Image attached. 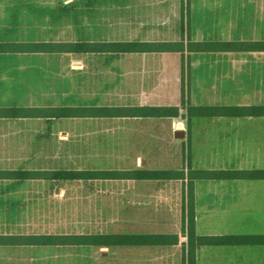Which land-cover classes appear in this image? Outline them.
Here are the masks:
<instances>
[{
    "label": "crops",
    "instance_id": "obj_1",
    "mask_svg": "<svg viewBox=\"0 0 264 264\" xmlns=\"http://www.w3.org/2000/svg\"><path fill=\"white\" fill-rule=\"evenodd\" d=\"M252 2L0 0V108H18L24 113L23 117L0 118V237H176L174 243L123 246L8 244L3 240L0 264H191L183 232L189 204H194L198 236L232 235L199 231V225L213 217L208 207L212 203L223 211L234 204L264 205V179L190 176L194 171H264V116L206 118L188 113L190 107L264 106V52L69 53L67 48L76 42L264 40V2ZM75 12L123 14L117 19L125 35L93 37L87 31L94 29L95 22L89 26L92 18H87L81 21L84 28L69 39L68 14ZM107 20V25L113 22ZM119 107H176L178 115L115 117L86 111L68 116V109L73 108ZM70 141L80 142L77 150L84 157L90 155L89 167L69 169ZM118 156L124 157L125 167L92 164L97 158ZM69 170L130 175L76 181L54 176ZM10 172L27 173L29 178H10ZM154 172L171 175L154 178L149 175ZM99 183L106 190L95 191ZM76 185L86 191L83 203L123 205L124 230L62 231L69 186ZM38 213L46 215V221H55L51 223L54 230L36 232ZM170 221L177 224L170 228ZM244 235L248 234L235 236ZM248 247L264 249V245L197 246L192 264H264L244 261L243 251ZM68 248H122L124 257L122 261H69ZM232 253H240V260Z\"/></svg>",
    "mask_w": 264,
    "mask_h": 264
},
{
    "label": "trees",
    "instance_id": "obj_2",
    "mask_svg": "<svg viewBox=\"0 0 264 264\" xmlns=\"http://www.w3.org/2000/svg\"><path fill=\"white\" fill-rule=\"evenodd\" d=\"M7 48H12L10 44H5ZM10 48V49H11ZM69 53H128L141 51H157V52H206V53H222V52H264V40L257 41H191L190 39L184 43H87L76 42L69 43ZM3 50V46L0 45ZM10 49L7 51H10ZM89 114L94 112L100 116L115 117H174L178 115L176 107H136V108H100V109H68V116L74 117L78 115ZM190 116L195 117H230V116H264V106H204L188 108ZM24 113L18 108H0V118H17L23 117ZM10 178L28 179L27 173L10 172ZM126 175L123 172H103V171H63L54 174L56 179H65L68 181L89 180V179H123ZM154 178H169L171 174L167 173H150ZM190 176L194 179L206 180H239V179H264V171H194L190 172ZM183 221V232L188 238V260L193 262L194 250L197 246L204 245H264V235H196L194 204L187 206V213ZM174 236H151V235H109V234H70L67 236H35L22 237L10 236L0 237V242L4 240L8 244L35 243L40 245H67V246H123L133 244H168L174 243Z\"/></svg>",
    "mask_w": 264,
    "mask_h": 264
},
{
    "label": "rangeland",
    "instance_id": "obj_3",
    "mask_svg": "<svg viewBox=\"0 0 264 264\" xmlns=\"http://www.w3.org/2000/svg\"><path fill=\"white\" fill-rule=\"evenodd\" d=\"M83 1V0H81ZM254 2L257 0H253ZM260 3L264 0H259ZM252 2V3H254ZM250 7V5H249ZM93 15V17L91 16ZM123 14H82V13H69L68 14V24H69V39L76 37V31L83 26L82 22H85L87 18H92L94 23V29L88 30L87 32L96 38H104L109 36H124L125 27L121 26L118 22V16ZM90 16V17H88ZM107 16L111 24L107 25ZM107 20V21H109ZM82 21V22H81ZM84 28V26H83ZM250 30H248L249 32ZM247 32V33H248ZM252 32V30H251ZM136 33H132V38ZM89 35V37H91ZM213 35V34H212ZM129 36V35H128ZM137 36V35H136ZM255 36V33L250 35ZM245 35V37H250ZM214 37V36H213ZM72 64V63H71ZM74 67V65H70ZM240 98V95H239ZM252 101V100H251ZM241 103L248 104L250 101H240ZM70 128V127H69ZM80 142L70 141L69 142V155H68V167L69 169H74L78 167H89L90 155L83 156L80 153L81 150H77V145ZM82 152V151H81ZM79 153V156L77 155ZM82 155V156H80ZM96 167H111L116 168L125 167L126 163L124 157H106L97 158L96 164L92 163ZM79 184V183H77ZM95 186V185H94ZM81 187L69 186L68 192V204L66 205L67 211V221L63 224V219L61 223V230L67 231V233H93V232H122L125 228V221H123V205L114 204H86L82 201V196L86 194L85 190H80ZM95 191L106 190V186L102 184H96ZM88 192V191H87ZM250 200V199H249ZM214 199H212V202ZM251 201V200H250ZM254 201V200H253ZM44 207V206H42ZM207 207V206H206ZM211 209L212 219L210 221L202 222L199 225V231L202 233L211 234H264V205L263 204H234L230 205L229 210L223 211L219 204H210L208 206ZM63 208V207H62ZM225 209V207H223ZM40 217V218H39ZM37 219L34 222L36 232H47L54 230V225L47 219V216L42 213L37 214ZM178 222V220H177ZM177 222H169L170 228L174 227ZM51 226V227H50ZM264 249H258L257 247H248L244 249L243 256L244 261H264ZM239 254L232 253L234 256ZM67 255L69 261L77 260H90V261H122L124 257L122 248H111L108 250L102 248H68ZM245 262V263H246Z\"/></svg>",
    "mask_w": 264,
    "mask_h": 264
}]
</instances>
